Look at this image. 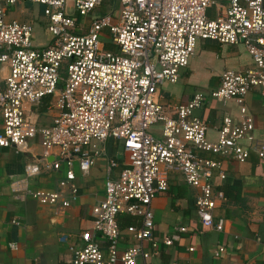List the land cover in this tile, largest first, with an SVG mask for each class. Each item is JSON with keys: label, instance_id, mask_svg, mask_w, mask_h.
Returning <instances> with one entry per match:
<instances>
[{"label": "built area", "instance_id": "built-area-1", "mask_svg": "<svg viewBox=\"0 0 264 264\" xmlns=\"http://www.w3.org/2000/svg\"><path fill=\"white\" fill-rule=\"evenodd\" d=\"M105 1H116L118 13L103 12L85 26L73 17H89L104 0H0V71H6L0 88V149L22 153L38 138L44 156L23 166V176L9 185L10 193L15 201L29 199L60 215L77 199L74 168L86 175L97 146L119 142L126 165L114 179H105L103 197L90 210V227L76 235V242L65 234L58 241L66 246L70 264H157L152 258L159 243L169 247L172 240H154L150 205L167 190L168 175L178 174L195 191L197 223L220 233L223 221L212 212L224 196L212 178L215 174L222 181L225 174L219 162L196 151L237 163L253 156L264 163V142L254 136L244 104L251 92L264 99V0ZM24 3L41 8L49 38L45 47L33 45L30 22L6 19L8 7ZM199 41L240 45L252 62L241 72L223 71L209 94L221 107L233 101L238 113L236 120L222 117L214 141L206 138V124L192 114L203 105L204 95L195 93L177 105L158 100L159 87L178 81ZM46 97L54 99L55 115L48 126L36 127L26 107ZM155 124L157 136L150 132ZM53 150L56 159L47 161ZM115 166L109 161L106 172ZM51 172L61 174L56 190L28 189L30 180ZM123 216L135 225L120 228ZM122 238L132 243L120 250ZM222 252L223 247L216 248L213 257Z\"/></svg>", "mask_w": 264, "mask_h": 264}, {"label": "crops", "instance_id": "crops-1", "mask_svg": "<svg viewBox=\"0 0 264 264\" xmlns=\"http://www.w3.org/2000/svg\"><path fill=\"white\" fill-rule=\"evenodd\" d=\"M199 43L198 64L190 60L188 68L181 70L176 82L179 86L166 93L167 98H163L158 89V100L163 105H177L185 103L195 93L204 95L203 105L192 114L206 124V138L214 141L222 117L228 115L236 120L238 113L233 101L226 102L223 110L218 109L219 105L209 94L218 87L223 71L241 72L250 68L252 62L240 45L222 47L212 41ZM237 47L243 50L237 51ZM215 48L222 51L216 55L211 50ZM5 74L2 69L0 88ZM53 102V98L46 97L39 104L26 107L36 127L50 124L55 115ZM244 104L253 119L254 136L264 142V99L251 92L244 97ZM227 105L230 108L226 109ZM97 150L94 164L86 175L74 168L76 202L60 215H54L52 207L29 199L15 201L10 193L9 185L23 176V166L44 156L38 138L29 141L22 153H15L12 148L0 149V264H70V254L66 246L59 243V236L68 235L69 242H76V235L90 227V210L103 197L105 179H114L127 162L119 142L107 141L97 146ZM196 154L219 162L225 174L222 181L215 174L212 178L215 189L224 196L212 212L214 219H222L223 231L216 233L197 223L193 205L195 191L187 187L178 174L168 175L167 190L152 200L150 208L154 240L159 243L168 237L172 245L165 247L159 243L158 254L152 261L157 264H264V163L253 156L237 163L210 153L196 151ZM45 159L55 160L56 151H50ZM109 161H114L116 166L106 172ZM60 176L52 172L41 174L30 180L27 187L35 191H54ZM11 221L18 225H12ZM180 227H185L186 232L178 233ZM130 243L132 241L122 238L118 247L123 250ZM9 244L16 249H9ZM104 247L101 242L103 254ZM188 247L193 250L187 251ZM218 247H223V252L214 258L213 251Z\"/></svg>", "mask_w": 264, "mask_h": 264}, {"label": "rangeland", "instance_id": "rangeland-1", "mask_svg": "<svg viewBox=\"0 0 264 264\" xmlns=\"http://www.w3.org/2000/svg\"><path fill=\"white\" fill-rule=\"evenodd\" d=\"M118 8V4L116 1H105L103 2L102 6L100 8H97L96 10H93L90 14L89 17L87 18H82L79 16H74L73 20L75 21V23H83L85 26H87L90 22L91 19H94L98 16H100L101 14H103V12H108L111 11L112 9H114V11L116 13H118L117 11ZM209 16L213 17V10L210 9L209 10ZM6 19H14L17 22H22V23H29L31 22L32 25V42L33 45H47V38L48 35L45 32V22H44V18L42 17L41 14V8L35 4H31V3H24V4H15L13 6L8 7L7 9V13H6ZM115 20L112 19V22H114ZM101 37L104 39L103 35H101ZM200 42V41H199ZM199 42H197V45L194 49V54L192 55V57H190V59L188 60V63H190L193 61L195 64H198L199 62V58L198 55H200L199 53L197 54V50L199 49ZM224 47V46H222ZM242 47V46H240ZM237 47V51H242L243 49ZM212 52H214L216 55L219 54V50L218 48L215 49H211ZM228 51V50H227ZM245 51V49L243 50ZM246 52V51H245ZM197 54V55H196ZM248 55V54H247ZM189 64H187V68H188ZM181 75V71H179V76ZM179 85L177 83L175 84H168V83H163L160 87L159 90L162 93V97L163 98H167V96L165 95L166 93H169L171 90L176 89ZM226 109L230 108L228 105L225 107ZM218 109L223 110V108L221 106H218ZM159 130V124H155L152 125L150 127V132H158ZM152 134V133H151Z\"/></svg>", "mask_w": 264, "mask_h": 264}, {"label": "trees", "instance_id": "trees-1", "mask_svg": "<svg viewBox=\"0 0 264 264\" xmlns=\"http://www.w3.org/2000/svg\"><path fill=\"white\" fill-rule=\"evenodd\" d=\"M104 48L109 49L110 46L107 44H104ZM118 225L120 228H124V227L129 226V225H135V221L133 219L127 217V216H123V217L118 219Z\"/></svg>", "mask_w": 264, "mask_h": 264}]
</instances>
